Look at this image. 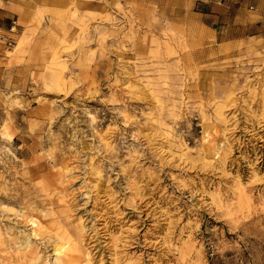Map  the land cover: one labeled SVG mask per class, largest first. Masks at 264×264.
Here are the masks:
<instances>
[{"label": "rangeland", "instance_id": "rangeland-1", "mask_svg": "<svg viewBox=\"0 0 264 264\" xmlns=\"http://www.w3.org/2000/svg\"><path fill=\"white\" fill-rule=\"evenodd\" d=\"M91 1L0 32V264H264V38Z\"/></svg>", "mask_w": 264, "mask_h": 264}, {"label": "crops", "instance_id": "crops-1", "mask_svg": "<svg viewBox=\"0 0 264 264\" xmlns=\"http://www.w3.org/2000/svg\"><path fill=\"white\" fill-rule=\"evenodd\" d=\"M50 0H0V32L6 31L11 22L19 23L20 15ZM90 3L91 0H78ZM192 14L201 17L204 30L220 40L245 37L264 38V0H191ZM203 19V20H202ZM230 32L224 37L220 34Z\"/></svg>", "mask_w": 264, "mask_h": 264}, {"label": "built area", "instance_id": "built-area-1", "mask_svg": "<svg viewBox=\"0 0 264 264\" xmlns=\"http://www.w3.org/2000/svg\"><path fill=\"white\" fill-rule=\"evenodd\" d=\"M15 24H16L15 21H12L10 26H9V28H8V30L9 31L14 30ZM3 40H5L6 48H9L11 45H13L14 39H13V37L11 35L3 36Z\"/></svg>", "mask_w": 264, "mask_h": 264}]
</instances>
